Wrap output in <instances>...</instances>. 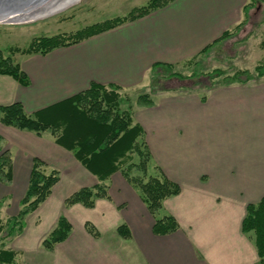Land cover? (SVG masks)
<instances>
[{"label":"crops","instance_id":"0c3cea01","mask_svg":"<svg viewBox=\"0 0 264 264\" xmlns=\"http://www.w3.org/2000/svg\"><path fill=\"white\" fill-rule=\"evenodd\" d=\"M249 3L173 0L78 44L24 55L16 64L29 84L0 74V107L19 103L27 114L53 124L91 84L140 92L154 65L174 67L223 43L222 35L244 22ZM131 117L143 131L153 166L180 187L160 213L177 221L171 235L152 233L153 218L117 172L100 181L50 131L37 135L0 123V147L11 156V180L0 183V208L12 201L17 215L34 159L58 173L50 196L26 215L19 235L32 230L35 250L43 252L30 264H258L253 233H242L241 224L246 206L264 198V80L152 96V105L134 107ZM99 185L106 186L108 198L97 199L93 208L64 206L73 193ZM60 217L70 233L45 250L41 242ZM86 223L98 237L86 231ZM121 225L129 231L126 239L117 233Z\"/></svg>","mask_w":264,"mask_h":264},{"label":"trees","instance_id":"16d2710c","mask_svg":"<svg viewBox=\"0 0 264 264\" xmlns=\"http://www.w3.org/2000/svg\"><path fill=\"white\" fill-rule=\"evenodd\" d=\"M173 0H149L145 6L133 9L123 18H115L102 23L87 26L69 35L54 37H40L30 42L25 49H15L22 55H45L54 49L78 44L83 40L116 28L124 23L137 20L149 13L166 6ZM250 3L244 8V17L252 5L258 0H248ZM245 21V20H244ZM244 22L234 28L239 29ZM225 32L219 42L232 36ZM218 42V43H219ZM217 44V43H216ZM215 46L212 45V47ZM208 47L202 53L208 51ZM171 65H154L151 77L159 80L171 77L183 78L177 73L170 72ZM168 73H162L161 70ZM258 77H264V66L255 69ZM0 74L12 77L21 86H28V77L21 71L18 64L10 58H4L0 53ZM215 77L223 72H214ZM211 77L212 75H207ZM251 79L247 71H236L232 77L225 78V86L233 83L245 84ZM209 89L210 87H204ZM120 89L115 86H102L91 84L90 87L69 100V109L63 117L48 124L27 114L19 103L0 107V123L22 131L33 132L40 135L50 131L56 142L71 151L75 159L98 180L105 181L112 174L120 172L124 180L138 193L140 200L145 205L149 215L154 220L152 233L156 236H167L178 231L179 225L171 215L160 213L163 202L180 193V187L168 180L158 167H153L155 175L148 174L151 154L144 141L142 129L132 124L131 111L122 110L119 105L122 101ZM138 105L151 106L149 95H140ZM139 157L137 164L132 163L126 170H120L125 160L132 155ZM135 168L140 175L131 174ZM11 156L8 150L0 147V183L8 184L11 180ZM146 177V179H145ZM58 182V173L54 170L47 172L46 165L34 159L29 176L27 190L19 202V211L16 216L7 219L6 223L0 221V232L6 230L7 236L15 237L22 234L25 227L26 215L35 212L51 194L53 186ZM107 199V188L99 185L94 188H82L69 196L65 207L80 204L85 208H93L97 199ZM86 231L93 237H98L94 227L86 223ZM71 226L67 220L60 217L55 229L41 242V247L51 250L56 244L65 241L70 233ZM242 233H253L258 264H264V198L257 204L246 206L245 217L241 224ZM120 237L126 239L130 236L125 225L117 229ZM6 236V237H7ZM18 252L14 250H0V264H17Z\"/></svg>","mask_w":264,"mask_h":264},{"label":"rangeland","instance_id":"374dc122","mask_svg":"<svg viewBox=\"0 0 264 264\" xmlns=\"http://www.w3.org/2000/svg\"><path fill=\"white\" fill-rule=\"evenodd\" d=\"M149 0H79L74 5L61 9L62 11L48 14L44 17L26 23L0 24V53L4 58H10L14 64L20 62L24 55L17 53L15 49H25L30 42L40 37H54L57 35H69L87 26L102 23L115 18H123L133 9L145 6ZM54 2V1H53ZM264 66V4H254L247 12L244 24L233 31L230 38L223 43L210 48L198 57L185 63L174 66L170 72L177 73L183 78L171 77L159 80L148 77V83L140 92H119L122 101L119 107L122 110L132 111L138 105L140 95L152 96L166 94H184L189 92L205 93L208 90L224 85L225 78H230L236 71H247L251 79L247 83L255 84L264 77H258L255 69ZM167 70V69H166ZM161 70L162 73H168ZM221 71V76L214 72ZM207 75H212L208 77ZM237 84V83H233ZM209 86L210 88H204ZM154 99V98H153ZM5 150V149H4ZM3 151V149H2ZM137 155L125 160L120 170L132 163L139 162ZM150 162L148 174L157 172ZM131 174L140 175L133 168ZM120 176V172H117ZM146 179V177H145ZM3 205V203H2ZM7 207V208H6ZM14 204L3 205L0 208V221L4 224L12 217L15 211ZM29 227V221H27ZM6 230L0 232V250H18L17 264H30L31 259H42L43 252L35 250L32 240V230L25 237L7 236ZM19 237V238H18ZM19 251V250H18Z\"/></svg>","mask_w":264,"mask_h":264},{"label":"water","instance_id":"95a60500","mask_svg":"<svg viewBox=\"0 0 264 264\" xmlns=\"http://www.w3.org/2000/svg\"><path fill=\"white\" fill-rule=\"evenodd\" d=\"M49 1L52 0H0V24L27 18L35 11L39 12ZM74 4L75 2L72 3Z\"/></svg>","mask_w":264,"mask_h":264},{"label":"bare ground","instance_id":"6f19581e","mask_svg":"<svg viewBox=\"0 0 264 264\" xmlns=\"http://www.w3.org/2000/svg\"><path fill=\"white\" fill-rule=\"evenodd\" d=\"M78 1L79 0H52V1H49L48 4H45L44 7H42V9L39 10V12L35 11V13L31 14L27 18H19V19H16L15 21L12 20L13 22H8L7 24H18V23H26L29 21H33L35 19H38L39 16H41L43 14L44 15L41 17H44L48 14L60 12V11H62L61 9H66V8L72 6V3H74V2L76 3Z\"/></svg>","mask_w":264,"mask_h":264}]
</instances>
